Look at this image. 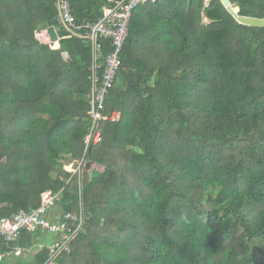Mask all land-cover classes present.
<instances>
[{"label":"trees","instance_id":"1","mask_svg":"<svg viewBox=\"0 0 264 264\" xmlns=\"http://www.w3.org/2000/svg\"><path fill=\"white\" fill-rule=\"evenodd\" d=\"M57 1L0 0V218L65 188L58 205L82 210L83 229L39 264H264V27L219 0L138 6L105 100L119 119L86 153L103 171L65 187L91 124L92 60L57 27ZM116 1L69 0L77 24ZM229 1L264 18V0ZM50 27L58 50L37 38Z\"/></svg>","mask_w":264,"mask_h":264},{"label":"built area","instance_id":"2","mask_svg":"<svg viewBox=\"0 0 264 264\" xmlns=\"http://www.w3.org/2000/svg\"><path fill=\"white\" fill-rule=\"evenodd\" d=\"M148 0H120L104 6L101 15L93 23L77 24L72 16L69 0H58L56 3V16L54 21L59 29L69 32V37H76L87 41L91 46L92 74H91V99L89 116L91 124L85 137V150L78 160L63 163V170L69 174L65 181L67 187L76 177L81 187L86 173V153L89 144H97L101 140L100 123L103 121H117L119 114H105L106 98L114 87L119 73L122 54L129 32V24L133 11ZM155 1V0H152ZM204 21L207 22L206 19ZM56 33L57 30L55 29ZM58 36V34H57ZM37 38L48 44L50 42L47 31L37 34ZM59 40L60 37L58 36ZM110 51L105 53L106 43ZM50 45V44H49ZM51 46V45H50ZM64 189L58 191L47 190L41 195L38 208L27 213L19 210L11 218H0V241L7 249L13 248L20 240L23 231L34 233L43 230L48 234L57 236V240L47 247L50 260L61 253L69 254L71 244L81 232L84 225L82 210L78 214L63 213L57 223L48 218L49 212L62 200ZM26 250V249H25ZM24 249H16L15 255L22 254Z\"/></svg>","mask_w":264,"mask_h":264},{"label":"crops","instance_id":"3","mask_svg":"<svg viewBox=\"0 0 264 264\" xmlns=\"http://www.w3.org/2000/svg\"><path fill=\"white\" fill-rule=\"evenodd\" d=\"M206 2L208 3V0H206ZM58 42L57 50L60 48ZM48 44H50L52 48V44L56 43H52L50 41ZM62 214L63 211L61 206L58 205L49 212L48 218L50 221L57 223L61 220ZM29 236L30 239L25 240L24 245H21V241H18V243L15 244L11 249H7L6 246H4L0 241V264H39L38 254L41 252V250L44 248L47 249L48 246L57 240V236L48 234L43 230H37L36 232L29 234ZM16 249L26 250L23 251L21 255L17 256L14 253Z\"/></svg>","mask_w":264,"mask_h":264},{"label":"water","instance_id":"4","mask_svg":"<svg viewBox=\"0 0 264 264\" xmlns=\"http://www.w3.org/2000/svg\"><path fill=\"white\" fill-rule=\"evenodd\" d=\"M223 7L226 9V11L241 25L248 26V27H257V28H263L264 27V18H255V17H247V16H241L238 14L237 10L231 6V3L229 0H219ZM47 32L50 37V41L52 43H57L59 41V38L57 36V33L53 27H50L47 29ZM91 170V164L88 163L86 166V173L83 177V183L84 185L87 184L89 179V171Z\"/></svg>","mask_w":264,"mask_h":264},{"label":"rangeland","instance_id":"5","mask_svg":"<svg viewBox=\"0 0 264 264\" xmlns=\"http://www.w3.org/2000/svg\"><path fill=\"white\" fill-rule=\"evenodd\" d=\"M237 10V9H236ZM204 22H206V21H204ZM56 46H58V45H56ZM52 49H56V48H54V45H52ZM69 161H71V160H66L65 162H69ZM96 169V170H98V171H103V168L102 167H100V166H97V165H92V168H91V170H90V172H92V170H94V169Z\"/></svg>","mask_w":264,"mask_h":264},{"label":"bare ground","instance_id":"6","mask_svg":"<svg viewBox=\"0 0 264 264\" xmlns=\"http://www.w3.org/2000/svg\"><path fill=\"white\" fill-rule=\"evenodd\" d=\"M53 45V44H52ZM55 45H57V43L55 44ZM53 48V47H52Z\"/></svg>","mask_w":264,"mask_h":264}]
</instances>
